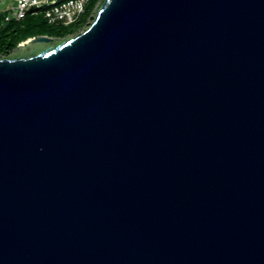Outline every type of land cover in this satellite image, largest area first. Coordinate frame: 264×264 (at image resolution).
I'll use <instances>...</instances> for the list:
<instances>
[{"label":"water","instance_id":"1","mask_svg":"<svg viewBox=\"0 0 264 264\" xmlns=\"http://www.w3.org/2000/svg\"><path fill=\"white\" fill-rule=\"evenodd\" d=\"M17 48L0 264H264V0H101Z\"/></svg>","mask_w":264,"mask_h":264},{"label":"trees","instance_id":"2","mask_svg":"<svg viewBox=\"0 0 264 264\" xmlns=\"http://www.w3.org/2000/svg\"><path fill=\"white\" fill-rule=\"evenodd\" d=\"M99 1L90 0L85 13L76 22L69 25H52L43 15L32 13L22 20L10 21L9 24L0 27V55L12 52L21 41L30 37L49 35L64 38L79 32L87 26Z\"/></svg>","mask_w":264,"mask_h":264},{"label":"built area","instance_id":"3","mask_svg":"<svg viewBox=\"0 0 264 264\" xmlns=\"http://www.w3.org/2000/svg\"><path fill=\"white\" fill-rule=\"evenodd\" d=\"M89 2L90 0H0V4H3L0 5V17H3L4 22H10L22 20L32 13L43 15L55 25H69L85 13ZM96 9L94 8L93 13ZM93 13L88 23L92 20Z\"/></svg>","mask_w":264,"mask_h":264},{"label":"rangeland","instance_id":"4","mask_svg":"<svg viewBox=\"0 0 264 264\" xmlns=\"http://www.w3.org/2000/svg\"><path fill=\"white\" fill-rule=\"evenodd\" d=\"M100 1H101V0H100ZM100 1H99L98 4L96 5L95 9H96V8L98 7V5L100 4ZM0 5L3 6V4H0ZM93 14L95 15V12H94ZM92 20H93V18H92ZM92 20H91V21H92ZM48 22H49V21H48ZM7 23L9 24V22H4V21H3V17H0V24H2V26L7 25ZM49 23H50V22H49ZM50 24H52V23H50ZM89 24H90V22L87 24V26H88ZM52 25H55V24H52ZM87 26L83 27L79 32L83 31ZM79 32H77V33H79ZM77 33H75V34H71V35L66 36V37H64V38L74 36V35H76ZM8 55H10V54L0 55V57H6V56H8Z\"/></svg>","mask_w":264,"mask_h":264},{"label":"flooded vegetation","instance_id":"5","mask_svg":"<svg viewBox=\"0 0 264 264\" xmlns=\"http://www.w3.org/2000/svg\"><path fill=\"white\" fill-rule=\"evenodd\" d=\"M34 37H36V36H34ZM34 37H30V38H34ZM30 38H28V39H26V40H24V41H21L19 44H22V43H26ZM18 44V45H19ZM39 43H36L35 45H38ZM18 45L16 46V48L12 51V52H10V53H8V54H12V53H14L15 51H17V47H18ZM31 46H33V45H31ZM26 49V48H25ZM29 50V49H28Z\"/></svg>","mask_w":264,"mask_h":264}]
</instances>
